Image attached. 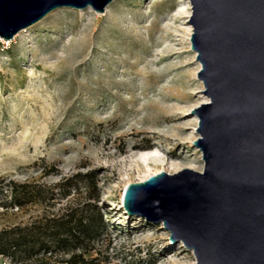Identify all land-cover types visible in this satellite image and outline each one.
I'll list each match as a JSON object with an SVG mask.
<instances>
[{"label": "rangeland", "instance_id": "obj_1", "mask_svg": "<svg viewBox=\"0 0 264 264\" xmlns=\"http://www.w3.org/2000/svg\"><path fill=\"white\" fill-rule=\"evenodd\" d=\"M190 9L188 0H113L102 14L63 7L0 39V186L95 174L106 264H195L181 243L167 250L161 224L136 225L121 206L124 189L148 175L137 153L183 164L176 173L203 170L191 113L209 99L190 49ZM38 213L0 207V229Z\"/></svg>", "mask_w": 264, "mask_h": 264}, {"label": "water", "instance_id": "obj_2", "mask_svg": "<svg viewBox=\"0 0 264 264\" xmlns=\"http://www.w3.org/2000/svg\"><path fill=\"white\" fill-rule=\"evenodd\" d=\"M113 0H0L4 42L59 8L102 14ZM190 49L209 99L194 110L203 170L129 184L121 206L136 225L161 224L167 250L195 264H264V0H188Z\"/></svg>", "mask_w": 264, "mask_h": 264}, {"label": "trees", "instance_id": "obj_3", "mask_svg": "<svg viewBox=\"0 0 264 264\" xmlns=\"http://www.w3.org/2000/svg\"><path fill=\"white\" fill-rule=\"evenodd\" d=\"M0 195L5 210L39 207L27 223L0 229V259L9 264L107 263L98 248L107 224L98 207L95 174L78 172L54 185L9 181L0 186Z\"/></svg>", "mask_w": 264, "mask_h": 264}, {"label": "bare ground", "instance_id": "obj_4", "mask_svg": "<svg viewBox=\"0 0 264 264\" xmlns=\"http://www.w3.org/2000/svg\"><path fill=\"white\" fill-rule=\"evenodd\" d=\"M186 4H187V2H186ZM187 9H189V8L187 7ZM186 15L188 17L189 12H187ZM187 34L189 37L190 36V28H187ZM16 38H20V34H18L17 36L14 37V39H16ZM167 53H169V52H167ZM159 56H160V58L163 59L165 57L164 52L161 53ZM186 111H188L187 108H176L177 113H175V114L177 115V114H180V113H183ZM172 120L174 121L175 118H170V121H172ZM180 130H181L180 127H175L174 128L175 132H173L171 136L175 137V138H177V137L179 138ZM192 138H194V137H192ZM167 154L169 156H173L174 149L169 151ZM134 157L136 158L138 163L141 164V167H143L148 172V175L146 174L142 177V179L140 180L141 181L140 183L145 182L149 178V176L150 177L155 176V175L160 174L162 172L176 173V172H178L184 168L183 164L171 162V161H169V159H167L168 157L167 158H157L155 156H152L151 151H149V150L137 153L134 155ZM151 171H154V172L151 174ZM185 264H187V263H185Z\"/></svg>", "mask_w": 264, "mask_h": 264}]
</instances>
